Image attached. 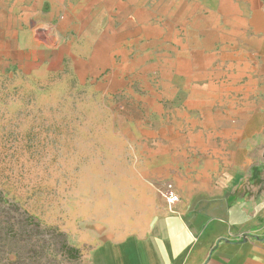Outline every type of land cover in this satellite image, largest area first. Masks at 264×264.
Instances as JSON below:
<instances>
[{"label": "rangeland", "instance_id": "obj_1", "mask_svg": "<svg viewBox=\"0 0 264 264\" xmlns=\"http://www.w3.org/2000/svg\"><path fill=\"white\" fill-rule=\"evenodd\" d=\"M205 193L264 216V0H0V264H96Z\"/></svg>", "mask_w": 264, "mask_h": 264}, {"label": "crops", "instance_id": "obj_2", "mask_svg": "<svg viewBox=\"0 0 264 264\" xmlns=\"http://www.w3.org/2000/svg\"><path fill=\"white\" fill-rule=\"evenodd\" d=\"M30 36L20 34L22 46ZM204 196L156 219L143 238L103 244L96 264H264L260 210L229 207L220 194Z\"/></svg>", "mask_w": 264, "mask_h": 264}, {"label": "built area", "instance_id": "obj_3", "mask_svg": "<svg viewBox=\"0 0 264 264\" xmlns=\"http://www.w3.org/2000/svg\"><path fill=\"white\" fill-rule=\"evenodd\" d=\"M160 194L169 207L175 206L179 202V196L172 184L165 185Z\"/></svg>", "mask_w": 264, "mask_h": 264}, {"label": "trees", "instance_id": "obj_4", "mask_svg": "<svg viewBox=\"0 0 264 264\" xmlns=\"http://www.w3.org/2000/svg\"><path fill=\"white\" fill-rule=\"evenodd\" d=\"M63 249L69 252V256H71L73 259L80 257V251L76 248L70 247L67 243H64Z\"/></svg>", "mask_w": 264, "mask_h": 264}]
</instances>
